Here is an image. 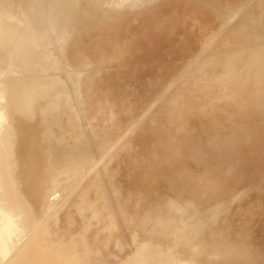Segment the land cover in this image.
<instances>
[{"label": "rangeland", "instance_id": "374dc122", "mask_svg": "<svg viewBox=\"0 0 264 264\" xmlns=\"http://www.w3.org/2000/svg\"><path fill=\"white\" fill-rule=\"evenodd\" d=\"M4 4L0 149L51 264H264V0Z\"/></svg>", "mask_w": 264, "mask_h": 264}, {"label": "bare ground", "instance_id": "6f19581e", "mask_svg": "<svg viewBox=\"0 0 264 264\" xmlns=\"http://www.w3.org/2000/svg\"><path fill=\"white\" fill-rule=\"evenodd\" d=\"M3 3H5L4 5H8V3H16V0H3ZM24 50H25V48H24ZM21 51L23 52V50H21ZM28 51H29V49H28ZM32 52L33 51L27 53L28 58H29L30 55H32ZM25 61H27V59ZM25 61H20L19 67L22 68V66H24V68H25L26 63H28V61L26 63H25ZM15 69H17V68H15ZM22 71H23V69H22ZM22 71L19 72L18 69L16 71V72L20 73L21 75H23V77L18 78V80H20V82L26 80V77L24 76ZM9 84L10 85L5 84V86L0 89V106H4V108H3L4 111L1 113V116L4 118V120L0 124H4V122L7 121V117H9L7 114H8V109L10 107L8 108L7 96H8V93H9L10 89L15 87L16 82H11ZM26 85L27 84H25V86ZM17 87H19V86L17 85L15 88L17 89ZM26 90L24 92H26ZM49 94L50 93H44L41 97L47 102ZM37 95H38V93H37ZM28 97H29V95H28ZM33 99H34V97L31 100H33ZM22 106H24V105L22 104ZM26 109H27V107H26ZM72 110H73V108H72ZM23 111H24V109H23ZM24 115H25V113H24ZM19 117H20V115H19ZM6 125H7V123H6ZM24 131H25L26 140L28 142H32L34 140V134H36V128L33 125V122H32V125H29L27 122H24ZM46 137L47 136H45V138ZM35 138H37V137H35ZM1 151L2 150L0 149V200H1V202H0V258H1L2 262H3V264H51V261H52L51 255L49 253H47V252H44L38 245L34 244L26 235L25 228H24V222L26 220H28L29 215L27 213L26 206L21 201V199H19V197H17L16 193L14 192V185H13V182L10 181L12 179L10 178V175L8 173L9 170L7 171V168H6L5 164H4V160H3V157H2V152ZM16 168H18V167H16ZM75 186H76V183H75ZM75 186H73V188ZM33 196H36V195H33ZM79 204H80V202H79ZM80 206H81V204H80ZM76 207H78V206H76ZM58 214H60V213H58ZM4 221L7 222L11 226V228H8L6 230L4 228H2V222H4ZM44 228H45V226H44ZM126 264H134V263H132V261L130 260Z\"/></svg>", "mask_w": 264, "mask_h": 264}]
</instances>
